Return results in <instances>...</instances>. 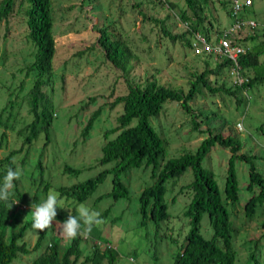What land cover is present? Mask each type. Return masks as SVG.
<instances>
[{"label": "rangeland", "instance_id": "obj_1", "mask_svg": "<svg viewBox=\"0 0 264 264\" xmlns=\"http://www.w3.org/2000/svg\"><path fill=\"white\" fill-rule=\"evenodd\" d=\"M157 1L50 0L55 52L52 83L45 92L51 104V124L48 141L40 132L28 147H21L22 137L17 135V131L30 120L23 101L29 78H24L23 70L32 61L34 48L25 38V19L17 5L0 23V109L8 101L14 104L13 110L7 108L1 116L6 122L4 126L0 125V159L21 148L20 153L12 157V163L14 170L19 167L23 173L17 180L22 201L12 203L11 215L18 225L31 220L32 206L46 199L49 192L57 195V211L78 212V207L83 204L99 212L102 223L94 226L105 241L97 242L89 236H81L80 261L90 254L95 243L99 250L108 246L116 252L115 264H171L188 229L187 219L181 214L188 199L181 187L191 178L189 170L166 182L164 202L168 217L157 225L150 221L144 223L138 213L136 197L142 187L151 182L148 170L135 169L121 176L129 195L115 202L108 197L97 199L110 190V176L80 204H75L70 198L59 197L56 190L80 183L110 167L99 166L97 160L105 141L104 133L115 126L120 113V105L110 107V104L125 92L126 83L141 84L146 79H154L160 85L186 92L192 74L199 73L205 61L210 68L217 62L208 56H193L180 41L171 42L162 36L159 21L171 35L189 31V28L187 22L179 18V12L184 8L183 0H167L173 4L172 8ZM225 10L227 6L223 9L217 0H208L204 15L205 25L207 21L211 24L209 39L230 23ZM143 14L146 16L144 19ZM244 17L255 23H264V0H252ZM102 28L118 35L129 48V71H120L105 59L102 49L96 44ZM255 32L257 30L252 33L258 39L263 37ZM249 44L245 43L247 47ZM22 80L24 90L17 91ZM209 80L211 87L223 84L225 88H231L225 70L215 79L210 76ZM236 98L242 99V104L237 106ZM188 106L185 113L179 105L165 102L160 114L149 118V125L161 140L164 160L192 152L206 137L204 123H207L211 132L232 134L241 147L239 153L255 155L253 164L264 178V125L261 127L264 124V83L245 92L242 90L236 97L223 93L211 96L202 89L200 96ZM95 110H99V115L83 139L80 130ZM205 115L207 119L204 120ZM191 120L197 123L196 130L192 128ZM113 136L108 135L107 138ZM228 156L227 150L213 146L202 160V166L213 173L221 195ZM37 161L41 169L36 168ZM65 166L78 172H63ZM234 168L240 197L234 206L226 204V210L233 228V246L237 253L235 264H253V260L247 261L250 253H254L253 258L258 264H264V232L259 227L264 218V203L251 220L243 217L241 207L249 195L244 191L247 164L235 162ZM44 183L48 184L45 192L42 190ZM33 196L37 204L33 203ZM105 210L108 212L103 215ZM60 225L53 221L52 226L45 229L46 236L40 249L17 255L10 264H28L51 239H58L61 246L66 245L69 240L61 235ZM200 226L202 236L209 238L210 229L205 216ZM39 231L31 224L25 232L22 240L28 250L35 243ZM98 264L106 262L100 260Z\"/></svg>", "mask_w": 264, "mask_h": 264}, {"label": "trees", "instance_id": "obj_2", "mask_svg": "<svg viewBox=\"0 0 264 264\" xmlns=\"http://www.w3.org/2000/svg\"><path fill=\"white\" fill-rule=\"evenodd\" d=\"M217 1L223 9L227 6L225 0ZM183 2L184 8L180 10L179 18L187 22L189 31L171 35L161 21L158 22L159 30L164 38H168L171 42L178 40L181 45L190 49L188 32L190 34L197 32L209 40L208 28L211 24L207 21L205 25L204 15L208 0H183ZM157 3H163L169 8L173 7V4L167 0H158ZM15 5L22 10L26 28L25 38L34 48L32 61L23 70L24 78H29V86L25 90L23 101L30 120L17 131V135L22 137L21 147H28L40 132L48 141L52 114L49 110L51 104L47 100L45 90L50 87L53 77L52 63L55 52L53 22L50 0H0V23L5 21ZM246 12H243L242 17ZM225 13L228 15V9ZM144 15L142 18H146ZM237 37L235 42L245 48V54L238 60L241 73L247 79L245 83L235 88H225L223 84L211 87L209 77L212 76L215 79L225 70L227 66L225 60L217 61L211 68L205 61L204 68L199 73L192 74V80L186 92L160 85L154 79H146L141 84L126 83L125 92L116 96L110 104V107L120 105V113L115 119V126L104 133L105 141L100 148V157L97 160L99 166L110 165V167L100 170L95 176L80 183L57 188L58 196L70 198L75 204L83 203L105 178L110 176V190L98 196L97 199L108 197L112 202L126 199L129 192L121 176H126L128 172L135 169L148 170L151 182L143 186L136 197L138 213L144 223L150 221L157 225L168 217L167 205L164 202V195L167 192L166 182L180 177L189 170L191 178L186 185L181 187L188 199L181 213L187 219L188 229L171 264H235L237 253L233 246V228L226 204L234 206L240 197L234 168L235 162L247 164V182L244 191L249 195L241 207L243 217L251 220L255 217L257 209L264 203V178L253 164L256 156L239 153L241 147L232 134L222 135L220 132L215 133L214 130L211 132L207 123H204L207 135L192 152L164 160L161 140L149 125V118L157 117L165 102L179 105L180 109L186 113L189 109L188 104L200 96L202 89L211 96L223 93L236 97V94L242 90L246 91L253 86L263 84L264 38L258 39L254 33L250 35L240 33ZM246 42L250 43L248 47L245 45ZM96 44L102 49L105 59L113 67L123 72L129 71L130 50L124 42L119 40L118 35H113L107 31V28H102ZM23 90L22 80L17 91ZM89 101L92 100L89 99ZM235 102L238 106L242 104V99L236 98ZM13 106V102L8 101V104L0 109V125L4 126L6 122L1 118L2 114L7 108L9 111L13 110ZM98 115L99 110H95L86 119L80 130V136L83 139L87 137ZM203 119H207L206 115ZM263 125L261 124V127ZM191 126L195 130L198 128L194 120H191ZM112 134L114 136L108 139L107 136ZM213 146L227 150L229 153L223 176L222 195L213 173L202 166L204 156ZM20 149L11 151L0 159V165H2L0 183L3 182L7 168L14 169L12 157L20 153ZM35 166L41 169L38 161ZM63 172L76 174L78 171L65 166ZM13 183L14 188L10 190L9 199L0 201V264H10L17 255L38 251L46 236L45 230L39 231L32 248L27 249L22 239L33 220H24L18 225L12 217V203L22 201V194L17 186L18 181L15 180ZM47 185V183L42 185L44 192ZM34 198L35 196H33V203L37 204ZM107 212L105 210L103 215ZM69 214L78 216L75 210H71L70 213L60 210L57 211L54 221L62 223ZM203 216L206 217L210 229L209 238H204L200 232V221ZM259 227L264 232V218L259 222ZM88 236L97 242L105 241L95 226ZM80 242L81 236L79 235L69 240L64 246L60 245L58 239H51L45 243L42 251L31 258L28 264H98L100 260H105L106 264L116 263L117 255L113 249L105 247L99 250L95 243L90 254L80 261L82 255ZM253 257L254 253H250L247 261L253 260V264H258Z\"/></svg>", "mask_w": 264, "mask_h": 264}, {"label": "built area", "instance_id": "obj_3", "mask_svg": "<svg viewBox=\"0 0 264 264\" xmlns=\"http://www.w3.org/2000/svg\"><path fill=\"white\" fill-rule=\"evenodd\" d=\"M228 9L230 23L221 29L216 36L206 40L203 35L192 32L190 34V51L193 56H208L216 61L225 60L226 77L231 87H240L247 81L242 75L239 66V58L245 54V48L235 39L240 33H250L256 29L257 24L242 17L252 4V0H225ZM245 92V90H243ZM108 247V246H107Z\"/></svg>", "mask_w": 264, "mask_h": 264}, {"label": "clouds", "instance_id": "obj_4", "mask_svg": "<svg viewBox=\"0 0 264 264\" xmlns=\"http://www.w3.org/2000/svg\"><path fill=\"white\" fill-rule=\"evenodd\" d=\"M22 169L17 167L15 170L8 167L3 182L0 183V201H7L10 197V190L14 188V181L22 176ZM57 195L49 192L46 199L42 200L38 205L32 206V227L34 229L44 231L52 226V222L57 216ZM78 216L71 214L61 223V235L67 239H75L78 235L87 237L94 225L98 226L102 223L100 213L90 210L81 204L78 207Z\"/></svg>", "mask_w": 264, "mask_h": 264}, {"label": "crops", "instance_id": "obj_5", "mask_svg": "<svg viewBox=\"0 0 264 264\" xmlns=\"http://www.w3.org/2000/svg\"><path fill=\"white\" fill-rule=\"evenodd\" d=\"M252 5V4H251ZM248 10V9H247ZM246 10V11H247ZM226 17L228 18V15L226 14ZM229 19V18H228ZM257 24V27H256V29L255 30H257V32H255L257 35H261L262 34V38H264V23H256ZM228 25V24H227ZM227 25H225V26H222L221 27V29H223V28H225ZM212 30H214V29H212ZM254 31V30H253ZM252 31V32H253ZM252 32H250V33H252ZM210 35V34H209ZM262 38H260V39H262Z\"/></svg>", "mask_w": 264, "mask_h": 264}]
</instances>
